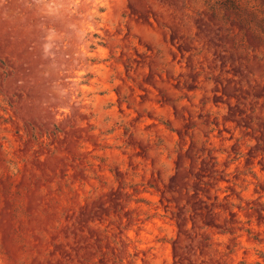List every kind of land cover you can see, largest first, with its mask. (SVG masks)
Listing matches in <instances>:
<instances>
[{"label":"rangeland","instance_id":"obj_1","mask_svg":"<svg viewBox=\"0 0 264 264\" xmlns=\"http://www.w3.org/2000/svg\"><path fill=\"white\" fill-rule=\"evenodd\" d=\"M0 264H264V0H0Z\"/></svg>","mask_w":264,"mask_h":264}]
</instances>
